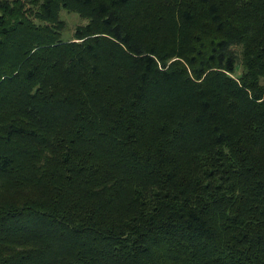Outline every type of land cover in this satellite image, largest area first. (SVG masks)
Masks as SVG:
<instances>
[{"label":"trees","instance_id":"obj_1","mask_svg":"<svg viewBox=\"0 0 264 264\" xmlns=\"http://www.w3.org/2000/svg\"><path fill=\"white\" fill-rule=\"evenodd\" d=\"M0 264H264V0H0Z\"/></svg>","mask_w":264,"mask_h":264},{"label":"rangeland","instance_id":"obj_2","mask_svg":"<svg viewBox=\"0 0 264 264\" xmlns=\"http://www.w3.org/2000/svg\"><path fill=\"white\" fill-rule=\"evenodd\" d=\"M61 17L67 22V28L65 30L67 38H71L73 36V33L78 25L87 21L83 19L79 14L67 10L61 11Z\"/></svg>","mask_w":264,"mask_h":264}]
</instances>
